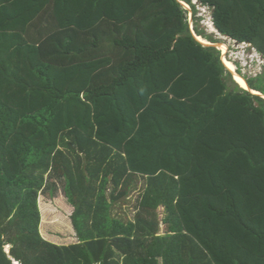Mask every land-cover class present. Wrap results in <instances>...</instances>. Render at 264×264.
Returning <instances> with one entry per match:
<instances>
[{"label": "trees", "instance_id": "16d2710c", "mask_svg": "<svg viewBox=\"0 0 264 264\" xmlns=\"http://www.w3.org/2000/svg\"><path fill=\"white\" fill-rule=\"evenodd\" d=\"M196 1L264 58V0ZM196 37L191 0H0V264H264V68Z\"/></svg>", "mask_w": 264, "mask_h": 264}, {"label": "rangeland", "instance_id": "374dc122", "mask_svg": "<svg viewBox=\"0 0 264 264\" xmlns=\"http://www.w3.org/2000/svg\"><path fill=\"white\" fill-rule=\"evenodd\" d=\"M191 2L195 5L197 23L200 29L204 30L207 35L211 36L216 41V43H209L208 41L204 39L203 40L207 42L206 44L217 46L216 49L220 50L221 53V61L223 62V59H226L227 61L232 63L234 65L236 73L238 74L240 71L241 77L243 76L252 78L260 74L264 68L258 67V65L260 66V64L263 63V60H260L261 56L259 54L253 55V58L254 60H257L258 65L256 63L254 65L255 67L251 66L250 63L245 61L247 52H250V50L247 49L248 45L237 44L229 38L223 37L218 34L211 23V10L206 7L200 6L196 0H191ZM183 6L186 10L189 11L187 16L190 23V29H192L193 11L189 5L185 6L183 3ZM221 45H226L227 49L225 52H223V50L221 49ZM224 66L226 65L224 64ZM231 74L232 80L235 82L233 72ZM47 193L48 192L45 191L38 195V207L41 219L39 232L41 236L46 241L56 245H71L77 243L78 241L76 238V234L72 228L70 219L73 208L67 203L66 198L62 193V187H58L57 191L54 193V197L48 196ZM137 197L138 192H132L130 200L134 202ZM159 212L162 216V209H159ZM128 218H133V212L130 211L128 213ZM164 232L165 228L161 224L159 227V234H163Z\"/></svg>", "mask_w": 264, "mask_h": 264}, {"label": "bare ground", "instance_id": "6f19581e", "mask_svg": "<svg viewBox=\"0 0 264 264\" xmlns=\"http://www.w3.org/2000/svg\"><path fill=\"white\" fill-rule=\"evenodd\" d=\"M184 5H185V6H188V5H186L185 3H184ZM208 25H210V24H208ZM211 28H213V27H211ZM212 32H213V31H212ZM196 39L199 40L200 42L204 43V44L207 43L206 41H204V40H203L202 38H200V37H196ZM221 49L223 50V52H225L226 49H227L226 45H221ZM223 62H224V64L226 65V67H227L228 69H230V72H233V77H235V79H234L235 82H236V83H237L242 89H244V90H248V91H250L252 94H259L258 92H256V91H252V90H250V89L248 88V86H247L245 80H244L241 76H239V75L236 73V70H235L234 65H233L232 63H230V62L227 61L226 59H223Z\"/></svg>", "mask_w": 264, "mask_h": 264}, {"label": "clouds", "instance_id": "9594fccd", "mask_svg": "<svg viewBox=\"0 0 264 264\" xmlns=\"http://www.w3.org/2000/svg\"><path fill=\"white\" fill-rule=\"evenodd\" d=\"M215 29V28H214ZM235 42V41H234ZM235 43H237V42H235ZM238 44V43H237ZM244 45H248L247 46V49L248 50H250V52H247V55L245 56V61H247L248 63H250L251 64V66H254L256 63H257V60H254V58H253V55H255V54H257L256 52H255V50H253L251 47H250V45L249 44H244ZM258 55V54H257ZM260 60H263V63L262 64H260V66L258 65V63H257V65H258V67L260 68V67H264V58H260ZM226 67V66H225ZM255 67V66H254ZM257 67V66H256ZM239 75V74H238ZM239 76H241V75H239ZM242 78L244 79V77L242 76ZM245 80V79H244ZM241 88V87H240Z\"/></svg>", "mask_w": 264, "mask_h": 264}, {"label": "water", "instance_id": "95a60500", "mask_svg": "<svg viewBox=\"0 0 264 264\" xmlns=\"http://www.w3.org/2000/svg\"><path fill=\"white\" fill-rule=\"evenodd\" d=\"M182 5H183V3H181ZM199 41V40H198ZM200 42V41H199ZM202 45H205V46H212V45H209V44H204V43H202V42H200ZM213 47H217V46H214L213 45ZM227 70L230 72V70L227 68ZM230 73H232V72H230ZM255 95H259V94H255Z\"/></svg>", "mask_w": 264, "mask_h": 264}, {"label": "built area", "instance_id": "2783aa9c", "mask_svg": "<svg viewBox=\"0 0 264 264\" xmlns=\"http://www.w3.org/2000/svg\"><path fill=\"white\" fill-rule=\"evenodd\" d=\"M14 264H17V263H14Z\"/></svg>", "mask_w": 264, "mask_h": 264}]
</instances>
